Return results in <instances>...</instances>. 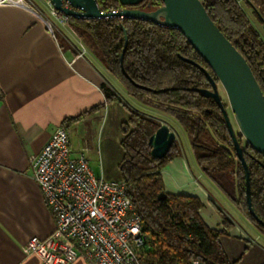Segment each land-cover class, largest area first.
Segmentation results:
<instances>
[{"label": "trees", "instance_id": "16d2710c", "mask_svg": "<svg viewBox=\"0 0 264 264\" xmlns=\"http://www.w3.org/2000/svg\"><path fill=\"white\" fill-rule=\"evenodd\" d=\"M201 1L225 36L247 59L264 94V39L245 9L238 0ZM243 1L254 9L264 24V0ZM97 2L103 11L124 7L120 0ZM161 4L162 0H144L136 7L152 10ZM68 25L89 45L104 68L106 81L102 90L107 102H120L128 109V118L122 124L123 155L119 171L120 178L126 181L128 196L141 217L143 243L138 253L143 264H192L194 259L205 264H235L229 260L220 242V237L232 225L229 217L220 210L224 229L211 228L199 214L203 203L198 197L164 190L160 170L181 153L175 142L165 158L156 160L151 155L149 138L165 120L127 105L107 76L120 82L128 95L141 105L165 114L183 128L203 172L264 236V226L255 219L248 206L244 168L222 111L212 98L197 91L198 88H212V85L199 66L182 57L206 68L218 83L215 74L178 29L118 17H70ZM122 53L124 70L133 82L122 70ZM81 117L68 121L76 122ZM237 136L242 145L244 138L239 132ZM242 147L250 171L251 207L264 222V155L245 140ZM161 192H165V196L159 199Z\"/></svg>", "mask_w": 264, "mask_h": 264}, {"label": "crops", "instance_id": "0c3cea01", "mask_svg": "<svg viewBox=\"0 0 264 264\" xmlns=\"http://www.w3.org/2000/svg\"><path fill=\"white\" fill-rule=\"evenodd\" d=\"M33 1L40 5L38 0H28V7L22 1L21 5L0 4V264H40L23 248L30 237H46L55 228L32 177L30 157L42 150L59 126L67 129L74 156L82 154L78 146H72L73 132L83 129L94 140L104 112L108 117L115 109L102 90L104 68L86 46L80 55V46L67 27L55 24L52 32L47 8L46 12ZM126 111L128 118L127 107ZM79 116L76 122L68 121ZM180 145L182 152L160 170L165 192L198 197L203 203L202 220L217 230L225 225L221 210L232 221L220 237L229 260L264 264V245L220 204L216 196L230 198L203 172L192 147L189 157ZM120 177L119 171L111 179ZM71 264L89 262L79 256Z\"/></svg>", "mask_w": 264, "mask_h": 264}, {"label": "built area", "instance_id": "2783aa9c", "mask_svg": "<svg viewBox=\"0 0 264 264\" xmlns=\"http://www.w3.org/2000/svg\"><path fill=\"white\" fill-rule=\"evenodd\" d=\"M41 1L53 19L47 20L51 31L54 23L67 27L84 55L83 40L68 25L70 16L56 10L50 0ZM0 4L21 5L19 0ZM30 168L55 228L46 237H30L25 255H35L40 264H71L79 256L89 264H143L138 253L143 243L141 217L126 181L96 176L85 154L74 156L65 127L59 126L42 150L30 157ZM192 264L205 263L194 259Z\"/></svg>", "mask_w": 264, "mask_h": 264}, {"label": "water", "instance_id": "95a60500", "mask_svg": "<svg viewBox=\"0 0 264 264\" xmlns=\"http://www.w3.org/2000/svg\"><path fill=\"white\" fill-rule=\"evenodd\" d=\"M143 1L120 0L123 8L103 11L97 0H50L56 10L70 17L85 19L118 17L144 20L161 27L178 29L202 57L224 88L239 133L247 144L264 155V94L262 88L247 59L214 22L202 1L162 0V4L152 10L136 7ZM123 53L121 55V67L125 76L132 81L123 67ZM182 58L199 66L212 85V88H198L197 91L212 98L222 111L238 159L244 168L248 206L255 219L264 226V222L251 207L249 167L237 132L220 95L218 83L206 68L191 59ZM178 138V132L167 122L162 121L161 126L149 138L152 157L156 160L165 158ZM164 196L165 192H161L159 199Z\"/></svg>", "mask_w": 264, "mask_h": 264}, {"label": "rangeland", "instance_id": "374dc122", "mask_svg": "<svg viewBox=\"0 0 264 264\" xmlns=\"http://www.w3.org/2000/svg\"><path fill=\"white\" fill-rule=\"evenodd\" d=\"M238 1L240 2V5L245 9L254 27H256V29L260 32L262 38L264 39V24L259 21L254 9L248 7L243 0ZM38 2L40 3L42 10L47 12V7L44 5V3L41 0H38ZM49 19L53 21L51 17H49ZM83 43L88 48L92 57L95 59L92 49L85 41H83ZM107 76L109 77L111 83L114 84L116 90L120 92L124 102L127 103V105L136 106L147 113L154 114L156 116H159L160 118H166L167 123L171 124L173 128H176L178 131L179 138L176 140L178 148L182 152V148L180 145L181 142L187 155L191 157L190 152L192 153V151L189 138L183 128L174 119L164 115L161 112L155 111L150 107L141 105L138 101L128 95L126 89L120 82L114 80L108 74ZM218 87L222 100L226 104V108L228 110L234 129L236 132H239L238 126L234 119V115L231 112L228 103L226 92L220 82H218ZM113 106H115V109L111 110L108 117L107 113L104 112V115L102 116L101 121L97 127V136L94 138V140L87 136L83 129H80L77 132L74 131L71 136L72 146H78L81 151L85 154L89 163V167L93 171V173L96 176L104 175L106 179H111L114 176H119V163L122 157L120 147V140L123 135L122 124L124 121L127 120L126 106L120 102H114ZM242 146H244V139L242 142ZM195 163L196 162L193 161L192 166L198 170V167ZM216 198L219 200L220 204L227 208L229 213L239 222V224H241V226H243L247 231L252 234V236L257 242L264 245V236L250 221L241 216L240 211L237 209L231 199H228L225 196L223 197L224 200L219 199L217 196ZM257 235H259V237H257Z\"/></svg>", "mask_w": 264, "mask_h": 264}, {"label": "bare ground", "instance_id": "6f19581e", "mask_svg": "<svg viewBox=\"0 0 264 264\" xmlns=\"http://www.w3.org/2000/svg\"><path fill=\"white\" fill-rule=\"evenodd\" d=\"M19 1H22L28 7V4H26L25 1H23V0H19Z\"/></svg>", "mask_w": 264, "mask_h": 264}]
</instances>
